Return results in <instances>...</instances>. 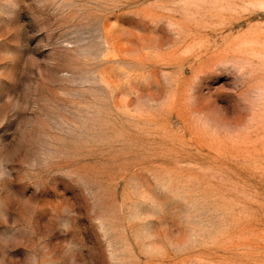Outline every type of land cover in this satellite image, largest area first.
Returning <instances> with one entry per match:
<instances>
[{"label": "rangeland", "instance_id": "obj_1", "mask_svg": "<svg viewBox=\"0 0 264 264\" xmlns=\"http://www.w3.org/2000/svg\"><path fill=\"white\" fill-rule=\"evenodd\" d=\"M0 264H264V0H0Z\"/></svg>", "mask_w": 264, "mask_h": 264}]
</instances>
